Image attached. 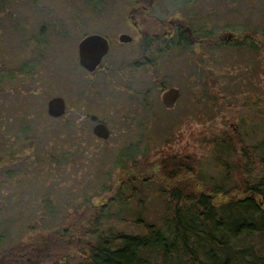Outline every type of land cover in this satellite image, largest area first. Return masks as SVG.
Segmentation results:
<instances>
[{
  "label": "rangeland",
  "instance_id": "obj_1",
  "mask_svg": "<svg viewBox=\"0 0 264 264\" xmlns=\"http://www.w3.org/2000/svg\"><path fill=\"white\" fill-rule=\"evenodd\" d=\"M100 2L102 8L92 14L82 0H0V66L6 72L14 71L12 79L4 80V96H0L8 112L3 127L13 130L22 119L19 101L13 98L15 90L23 98L18 100L29 104L27 116L41 125L49 123L46 98L60 95L65 110L56 120L73 117L77 129L76 137L67 142L63 132L51 136L57 145L52 138L45 140L54 145L59 157L64 154L65 162L34 165L37 171L32 169L28 180L2 184L0 247L32 239L39 244L51 236L49 231L72 222L67 219L77 213L72 211L82 205V196L91 204L80 229L71 238L65 237L68 249L61 247L60 256L41 252L31 256L28 264H52L67 256L77 263L84 259L88 245L103 236L143 233L142 222L164 228L172 208L164 190L168 178L159 171L166 155L191 154L197 159L194 172L208 185L242 186L264 175L259 156L264 140V43L260 33L264 30V0ZM143 2L147 8L137 12L142 31L156 24L159 32L166 19L177 18L194 29L199 26V33L210 30L225 37L229 31L236 41L225 39L209 47L200 34L179 51L170 48L169 53L159 54L156 50L162 44L158 41L145 50L127 15ZM249 30L256 31L252 48L241 38ZM120 31L130 34L131 40L118 42ZM88 32H98L109 41L93 72L84 70L76 57V42ZM233 40L235 44L230 43ZM152 53L154 64L149 67L142 59ZM170 85L179 88V95L171 107H164L159 94ZM90 113L106 124L107 137L92 134ZM78 122L84 124L83 131ZM227 139L230 144L225 146ZM144 147L151 167L134 173L145 177L152 172L153 177L134 183L132 194L130 189L122 191L120 203L107 202L115 190L103 191L102 185L116 178L118 184L122 171L129 169L126 165L119 168L114 161L124 160L132 151L137 159ZM194 172L185 175L193 177ZM46 194L48 202L40 203ZM136 215L141 216L140 222L134 221ZM94 217L96 225L91 221ZM141 255L150 264H189L187 256L164 262L154 249L141 251Z\"/></svg>",
  "mask_w": 264,
  "mask_h": 264
},
{
  "label": "trees",
  "instance_id": "obj_2",
  "mask_svg": "<svg viewBox=\"0 0 264 264\" xmlns=\"http://www.w3.org/2000/svg\"><path fill=\"white\" fill-rule=\"evenodd\" d=\"M82 2L92 14H97L103 6L100 0H82ZM155 28H157L156 24L152 29L145 30L147 36L141 44L143 49L146 50L153 41H156V33L159 32ZM188 28L189 34L180 31L182 37L179 38V46L190 45L200 34L204 36L209 47L226 39L223 34L212 33L210 30L199 33V26L194 29L188 25ZM40 31L41 29L37 33L38 36ZM177 32L179 33L178 30ZM255 32V30L246 31L241 37L247 39L250 48L254 46L252 38ZM260 33L264 43V30ZM235 41L230 43L235 44ZM166 44L167 46L160 48V51L170 47L168 41L164 42V45ZM145 62L146 60L142 61ZM136 64L132 63V66ZM3 69L0 66V96H4V80L12 79L14 76V71L11 73ZM155 84L160 85L159 81H155ZM12 93L13 98L19 101L22 119L17 124L19 127L16 126L13 130L10 127L5 129L3 123L8 112L3 103H0V191L5 182L19 184V180L31 178L30 171L36 170L34 165L42 163L58 165L64 159V154L59 157L60 154L55 153L54 145L45 140L55 136L56 132H63L67 142L75 138L77 132L73 117L68 119L66 116L57 122L56 117L47 116L49 123L41 125L38 119L27 116L29 104L25 100H18L22 98L20 92L13 90ZM77 126L83 131V123L80 122ZM85 131L87 130L84 129ZM85 134L90 138L87 132ZM228 134L229 132L223 133L225 136ZM54 139L52 138V141L56 144ZM224 143L225 146L230 144L229 139ZM259 148V156L264 163V140L260 142ZM142 149L137 159L132 151L124 160L114 161L119 168L126 165L130 170L122 169L118 184L116 178L110 179L106 186L102 185L103 191L110 188L115 190V194L109 197L107 202L120 203L122 191L130 189L129 194H132L134 183H144L153 177L152 172L145 177H139L138 173H134V170L136 172L149 170L151 167L146 155L147 149L145 147ZM74 151H78V147ZM196 164L197 159L186 153L166 155L160 160L159 171L168 178L164 190L172 204L171 215L164 220L165 229L154 227L152 223L142 224V222L143 233L117 232L112 236H103L96 243L88 245V252L82 261L73 264H150L141 255V251L148 249L156 250L159 257L161 256L160 258L167 263L173 258L180 259L187 256L189 264H264V175L253 183H245L242 186H224L220 183L208 185L196 171L194 172ZM190 170L194 172L193 177L185 175ZM47 198V194L41 197L40 203L48 202ZM81 204L82 207L78 205L77 210L72 211L77 213L66 218L72 219V222H67L61 229L54 228L49 231L48 235L51 236L41 239L39 244L32 239L31 242L26 241L24 244L16 242L5 249L0 247V264H24L23 260L28 261L31 256L48 251L51 255L60 256L61 247L63 249L70 247L65 240L66 233L72 231L73 235L80 227L81 219L90 212L91 204L87 197L82 196ZM2 206L0 204V208ZM47 211L51 212L52 209L48 208ZM91 221L93 225L97 224L95 217ZM134 221L140 222L141 216L136 215ZM254 234L258 236L257 239L252 238ZM21 254L27 255L26 259L22 258Z\"/></svg>",
  "mask_w": 264,
  "mask_h": 264
},
{
  "label": "water",
  "instance_id": "obj_3",
  "mask_svg": "<svg viewBox=\"0 0 264 264\" xmlns=\"http://www.w3.org/2000/svg\"><path fill=\"white\" fill-rule=\"evenodd\" d=\"M128 18H130L129 14ZM224 36L226 39L236 40V38L233 37L232 33L229 31H227ZM116 40L120 42H128L131 40V36L126 32L120 31L116 35ZM107 47L108 42L104 35L98 32H88L83 34L76 42L77 63L84 70L92 71L107 51ZM178 95L179 88L170 85L161 89L159 98L164 107H171ZM64 110L65 102L60 95H50L46 98L45 111L47 115L52 117L60 116ZM88 118L92 121L90 130L93 135L100 138L108 136L109 130L103 121L99 120L94 113L88 114Z\"/></svg>",
  "mask_w": 264,
  "mask_h": 264
},
{
  "label": "flooded vegetation",
  "instance_id": "obj_4",
  "mask_svg": "<svg viewBox=\"0 0 264 264\" xmlns=\"http://www.w3.org/2000/svg\"><path fill=\"white\" fill-rule=\"evenodd\" d=\"M152 1V0H150ZM147 8V3L143 2V3H140L136 6H133L131 9H130V12L128 13L130 18V25L132 28H134L136 30V32L139 33L140 35V38L141 40L143 41V39L147 36V33L143 30H140L139 27H138V18H137V12L138 11H143ZM127 14V15H128ZM183 22V21H182ZM179 19L177 18H168L166 19V23L164 24L165 26L160 29L159 33L157 34L156 33V41L155 42H159L162 44V48L166 45H164V42L168 41L170 44H169V48H164L165 51H160V48H158L156 51L159 53V54H166V53H169V49L170 48H177V50L179 51L180 49L184 48V46H179V38L182 37V35L180 34L181 32L180 31H183V32H187L189 34V28H188V25L186 26L185 23H182ZM177 30L179 31V33L177 32ZM130 35V34H129ZM131 36V35H130ZM106 37V36H105ZM132 38V37H131ZM107 39V38H106ZM173 39V42H171V40ZM108 42V45H109V41L107 40ZM120 42V41H118ZM123 43V42H122ZM143 43V42H142ZM141 43V44H142ZM108 48V47H107ZM151 55V54H150ZM153 53L151 56H144V59L143 60H146V64L149 66V67H152L153 64H154V59H153ZM176 99V98H175ZM71 233H68L67 232V236H69L70 238L72 237V234L70 236ZM22 258L26 259L27 255L25 254H21ZM60 259V258H59ZM57 261V260H56ZM56 261H52L53 263L52 264H63V263H67V264H73V261L71 260L70 257H66L65 259L61 258L60 260H58L57 262ZM29 262V259L28 261H25L23 260L22 263L24 264H28Z\"/></svg>",
  "mask_w": 264,
  "mask_h": 264
}]
</instances>
